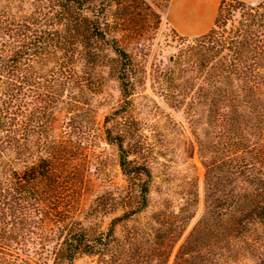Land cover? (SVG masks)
I'll return each instance as SVG.
<instances>
[{"label":"trees","instance_id":"1","mask_svg":"<svg viewBox=\"0 0 264 264\" xmlns=\"http://www.w3.org/2000/svg\"><path fill=\"white\" fill-rule=\"evenodd\" d=\"M234 1L250 16L248 37L232 40L230 48L212 28L202 39H220L219 46L232 51L211 66V82H243L244 88L216 89L210 97L216 122L240 134L206 162L205 211L173 264H264V0ZM110 3L0 0V264H73L80 255L118 264L124 250L115 225L149 206L151 169L132 157L137 144L111 129L107 140L118 146L128 190L117 198L99 196L86 212L82 205L76 144L83 143L84 123L73 113L84 105V86L97 89V67L113 64L125 97L133 74L131 56L115 34L121 18ZM256 54L261 57H248ZM61 108L71 113L68 121L55 115ZM118 205L124 214L107 229L98 227L94 216ZM189 216L172 224L183 225Z\"/></svg>","mask_w":264,"mask_h":264},{"label":"rangeland","instance_id":"2","mask_svg":"<svg viewBox=\"0 0 264 264\" xmlns=\"http://www.w3.org/2000/svg\"><path fill=\"white\" fill-rule=\"evenodd\" d=\"M110 1L111 12L121 18L115 34L131 56L133 74L125 81L129 90L125 97L113 64L97 67L93 73L97 89L91 92L89 85L84 86V105L73 113L76 122L84 123L83 143L76 144L84 175L82 205L86 212L99 196L109 193L117 198L128 190L118 146L107 140L106 131L123 134L127 143L137 144L132 157L147 164L153 179L148 208L115 225L124 250L118 264H173L179 247L205 211L206 162L221 155L225 143L238 140L240 134H231L216 122L217 108L210 97L216 89L244 88L243 82H211V66L220 54L232 51L220 47V39L213 42L202 36L217 28L231 48L235 46L232 40L248 37L250 16L234 0L222 6L223 0ZM55 113L62 121L71 117L66 108ZM63 126L68 130L67 124ZM70 161L76 163L75 158ZM102 210L94 221L107 229L113 218L124 214L125 207ZM188 214L183 225L172 224ZM73 264L102 263L97 256L80 255Z\"/></svg>","mask_w":264,"mask_h":264},{"label":"crops","instance_id":"3","mask_svg":"<svg viewBox=\"0 0 264 264\" xmlns=\"http://www.w3.org/2000/svg\"><path fill=\"white\" fill-rule=\"evenodd\" d=\"M221 1H222V0H221ZM260 1H263V0H260ZM260 1H257V2H260ZM257 2H251V3H257ZM220 5H221V2H220ZM220 5H219V8H220ZM215 18H216V16H215ZM214 20H215V19H214ZM213 24H214V21H213ZM212 26H213V25H212ZM212 26H211V28H212ZM211 28H210V29H211ZM210 29H209L208 31H210ZM208 31H207V32H208Z\"/></svg>","mask_w":264,"mask_h":264}]
</instances>
